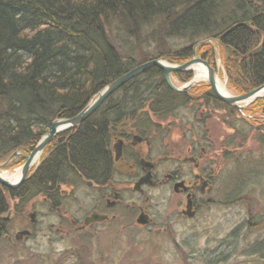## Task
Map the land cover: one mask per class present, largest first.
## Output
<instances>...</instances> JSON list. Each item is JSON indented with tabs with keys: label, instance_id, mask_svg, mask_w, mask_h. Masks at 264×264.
<instances>
[{
	"label": "trees",
	"instance_id": "16d2710c",
	"mask_svg": "<svg viewBox=\"0 0 264 264\" xmlns=\"http://www.w3.org/2000/svg\"><path fill=\"white\" fill-rule=\"evenodd\" d=\"M171 40L185 44L163 47ZM195 46L197 55L214 68L219 52L228 85L238 95L264 85V0H0V163L15 151L20 156L8 165L23 162L55 119L76 116L104 87L137 65L162 56L182 64L193 58ZM173 76L186 83L193 72ZM198 87L171 89L157 66L132 78L81 124L56 135L36 171L19 187L0 184V217L11 210L10 200L16 213L37 199H46L49 209L57 211L68 197L61 186L74 192L86 180L108 185L115 173V128L129 120L137 123L138 112L146 106L164 122L199 102L223 111L222 122L234 130L233 137L239 134L241 145L252 137L261 149L256 157L246 150L241 160L224 152L237 171L225 177L216 203L245 206L246 227L264 228V205L253 206L255 190L264 181V98L239 111L220 100L208 83ZM136 128L153 134L158 125ZM10 224L0 219V240ZM228 250L236 253L237 245L231 243ZM240 250L246 259L238 264H264V236ZM229 251L207 264H220ZM77 255L78 250L71 263L83 264ZM105 263L110 264L108 259Z\"/></svg>",
	"mask_w": 264,
	"mask_h": 264
},
{
	"label": "rangeland",
	"instance_id": "374dc122",
	"mask_svg": "<svg viewBox=\"0 0 264 264\" xmlns=\"http://www.w3.org/2000/svg\"><path fill=\"white\" fill-rule=\"evenodd\" d=\"M184 44L181 40H171L166 41L163 47L173 45L178 48ZM137 53L143 54L142 51ZM217 55V79H220L228 93L238 95L228 85L219 52ZM193 72L195 74L194 68ZM203 82L207 83V80L195 82L189 89L199 88ZM177 84L179 87L183 86L181 83ZM223 114L221 109L204 108L199 102H195L180 110L177 117L160 122L146 106L144 111L138 112L137 123L135 120L125 121L112 131V142L117 144L118 138L130 135L137 126H144L145 123L158 125L152 134L154 145L151 155L159 156L163 161L162 168L166 170L171 163L168 165L164 162L165 156L179 159L190 155L187 152L190 147L194 150L196 148L201 168H208L211 179L210 186L204 190L203 201L197 208L196 215L182 219L176 217V211L186 208L185 197L176 196L168 187L147 188L142 199L145 201L146 196L151 197L145 202L159 223L157 227L153 225L147 229L138 225L135 218L137 212L133 204L129 205L132 200H138L140 195L123 188L126 185L132 187V184L127 183L129 177L121 182V178L117 177L118 180L113 182L115 189L124 190L121 192L123 202L109 208L105 207V201L113 198L107 193L106 187L99 189L82 184L73 192L71 187L61 186L62 192L65 190L68 197L64 201V207L57 210L59 212L50 210L48 201L37 199L34 204L29 203L20 213H16L13 208L15 202L10 200L8 217L11 224L6 236L0 240V264H55L58 261L60 264H72L76 260L74 252L77 250L78 259L83 264H106L107 259L110 264H207L210 258L221 254L225 256L231 243L237 245V252L229 251L231 253L220 264L244 262L246 257L240 256V249L264 236V228L250 230L246 227L245 206H227L216 202L220 201L225 177L237 171L232 157L241 160L249 149L252 152L250 155L254 154L256 157L261 149H258V144L252 137L247 139L245 145H241L239 134L233 137L234 130L222 122ZM251 123L255 125V119ZM229 140L235 141V144L227 146L231 143H227ZM142 148L145 151V144ZM224 152L230 153L231 159H227ZM41 157L42 155L32 168L40 162ZM126 157L123 155L120 162H115L116 169L123 172L127 170ZM26 159L27 157L20 164L9 166L14 159L8 158L4 162H9L2 171L13 176L20 171ZM185 167L190 170L193 165ZM126 174L128 173H123L124 177ZM259 186L258 190L261 191L255 190L254 195L255 209H261L264 205V181ZM254 208H251L252 212ZM97 209L99 212L106 211L109 219L78 231L76 228L82 224L84 217ZM32 213L34 222H31L29 216ZM160 228H163L162 232L156 234L155 230ZM24 229L31 234L15 239L16 233ZM83 232L87 235L79 236Z\"/></svg>",
	"mask_w": 264,
	"mask_h": 264
},
{
	"label": "flooded vegetation",
	"instance_id": "af4514ba",
	"mask_svg": "<svg viewBox=\"0 0 264 264\" xmlns=\"http://www.w3.org/2000/svg\"><path fill=\"white\" fill-rule=\"evenodd\" d=\"M152 139H154L152 134H148L144 132V130L139 131L135 127V131H133L130 135H125L121 138H118L120 142L118 141V143L116 144V147H119L121 150L119 160L123 157V155L124 157L128 155L125 158L127 170L123 172L121 171V169L115 168L114 179L110 181L108 185L105 186H99L94 184L93 182L89 184V182L86 180V184L88 186H96L99 189H101V187L107 188V193L113 198V200L107 198L105 201V207L109 208L115 206L118 203L123 202V199H121L123 194H121V192H123L124 190L121 188L115 189L113 182L118 180L117 177L121 178L119 182L123 181V179L127 180V178L129 177L127 183L132 184V187L131 185H126L123 188L131 189L133 192L135 191L134 193L140 195L138 197V200H132L129 205L133 204V208L137 212V214L135 215L136 219L141 213H144V215L147 216V223L145 225L138 224L140 227H145L147 229H150L153 225L157 227L159 224L152 211L146 204V202L149 201L151 197L146 196V202L142 199L143 195L146 193L145 190L147 188L168 187L169 189L173 190V193L176 196L185 197L186 207L188 199L190 197L192 202V211H194V215H196L197 208L203 201L201 199L205 193L204 190L207 186H210L209 183L211 181L210 175L208 173L209 171L207 170L208 168H201L198 156L196 154V148L195 151L192 147H190L187 151L190 155L184 156L179 159H177L176 157L165 156L163 159L165 160L164 162L168 163V165L169 163H171L169 169L166 170L162 168L163 161L159 159V156L154 157L151 155V152L153 151L152 146L154 145L152 143ZM143 144H145V151L142 148ZM188 164L193 165L190 170H187L185 167L189 166ZM123 173H128L129 176L128 174H126V177H124L125 175H123ZM143 177H145V183L139 185V187L135 189L134 184L141 180ZM178 183L183 184L175 188V185ZM94 211L108 215L109 219V214H107L106 211L99 212L98 209ZM184 212L185 209L180 210V212L176 211V217L180 219L184 217H191L185 214ZM85 228L86 227H83L82 221V224L79 225L76 229L78 231H81ZM162 230L163 228L156 229L155 233L160 234Z\"/></svg>",
	"mask_w": 264,
	"mask_h": 264
},
{
	"label": "water",
	"instance_id": "95a60500",
	"mask_svg": "<svg viewBox=\"0 0 264 264\" xmlns=\"http://www.w3.org/2000/svg\"><path fill=\"white\" fill-rule=\"evenodd\" d=\"M247 24H249V23H244V25H247ZM234 27L235 26H233L231 29H233ZM231 29L226 31V33H228ZM225 34H223V36ZM196 65H201L205 69L206 80L210 84L215 95L220 100H222L223 102H225L228 105L234 106L239 111H241L245 105L255 101L258 98L264 97V85H261L260 87L254 89L248 93L242 94V95H232V94L228 93L226 90H225V93L220 92L218 90V87H217V72L215 71V69L213 67L210 66L208 61H206L205 59H203L201 57L194 56L191 60H189L186 63L181 64V65L169 64L166 62L165 58L151 59L149 61H146V62H143V63L137 65L136 67H134L133 69H131L130 71L123 74L122 76H120L119 78H117L116 80H114L113 82L108 84L106 87H104L101 90V92L97 95V97L95 99H93L89 104H87L76 116H74L72 118H68V119H55L51 123L50 129L42 136V138L37 143V145L34 147V149L30 152V154L27 157L24 164L21 166L20 171H19L20 176L16 181L11 182V181H9L6 178L1 176V173L3 172L2 168L5 165H7L9 161H6V162H3L2 164H0V184L4 185L10 189H15V188L19 187L29 177L28 173L31 171V168L33 166V159L37 155H39V157H40V155L46 149L49 142L56 135L66 131V130L72 129V128L78 126L79 124H81V122L83 120H85L86 118H88L89 116H91L105 102V100L111 94H113L117 89H119L122 85H124L126 82H128L132 78L143 73L149 67H151V66L159 67L164 72L165 80H166L168 86L171 87L172 89H174L176 91H187L191 87V85L193 84V81L188 83V85L184 86L183 88H177L171 80V74L173 72H181V71H185V70H190V69H192L193 66H196ZM119 154H120V150L118 149L117 158L119 157ZM14 156H19V153L15 152ZM144 178L145 177H143L141 180H139L135 184V189L138 188L139 185L145 183ZM182 184L183 183L176 184L175 188H177L178 186H180ZM184 213L187 214L188 216L194 215V211H192V202H191L190 197L188 199L187 207H186ZM29 216H30L31 220L33 221L34 214L32 213ZM146 217H147L146 215L141 213L140 216L138 217L137 221L139 223L145 224L147 222ZM7 218H8V216L0 217V219H7ZM105 218H107L105 215H100V214L94 212L90 216L85 218V225H88V224L96 222V221H102ZM27 234H29V230L20 231L17 233L16 238H19L20 236L27 235Z\"/></svg>",
	"mask_w": 264,
	"mask_h": 264
},
{
	"label": "bare ground",
	"instance_id": "6f19581e",
	"mask_svg": "<svg viewBox=\"0 0 264 264\" xmlns=\"http://www.w3.org/2000/svg\"><path fill=\"white\" fill-rule=\"evenodd\" d=\"M194 70H195L194 82H198V81L206 79V71L201 65L195 66ZM217 87H218V90L220 92H222V93L224 92L225 93V86L222 84V82L220 81L219 78L217 79ZM38 158H39V155H37L33 159V164L37 161ZM1 176L6 178L7 180L13 182V181H16L19 178L20 172H17L13 176H8L6 173L2 172Z\"/></svg>",
	"mask_w": 264,
	"mask_h": 264
}]
</instances>
